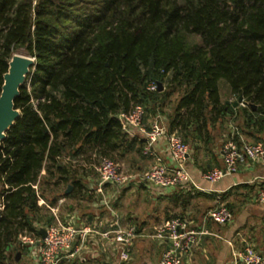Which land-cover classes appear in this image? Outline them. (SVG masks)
<instances>
[{
	"label": "trees",
	"instance_id": "16d2710c",
	"mask_svg": "<svg viewBox=\"0 0 264 264\" xmlns=\"http://www.w3.org/2000/svg\"><path fill=\"white\" fill-rule=\"evenodd\" d=\"M19 53L34 66L0 142V264L53 222L46 204L87 198L92 161L142 156L120 113L141 107L147 126L170 105L167 132L191 156L231 123L264 138V0H0V93Z\"/></svg>",
	"mask_w": 264,
	"mask_h": 264
},
{
	"label": "crops",
	"instance_id": "0c3cea01",
	"mask_svg": "<svg viewBox=\"0 0 264 264\" xmlns=\"http://www.w3.org/2000/svg\"><path fill=\"white\" fill-rule=\"evenodd\" d=\"M221 98L224 101L222 94ZM152 122L149 121L145 126L146 130ZM161 124L167 131L166 122ZM137 136L144 140L143 134ZM225 140L217 135L209 144V149L200 148L185 162L191 184L159 189L134 178L126 187L107 188L112 207L123 228H135L136 236L128 262L119 261L120 246H111L105 239L91 234L82 252L83 258L63 264H157L164 245L155 235L158 228L170 218L185 221L188 230L198 233L200 239L184 255L183 264H233V254L246 245L254 247L258 252L264 251V202L259 201L257 196L259 190L264 189V160H248L239 166L236 173L214 183L203 179L207 170L223 166L222 148ZM244 140L264 143L263 136L255 141L247 137ZM153 150L162 156L164 162L171 163L165 139L156 142ZM122 159H133L137 163L138 171L135 175L138 176L142 173V166L147 169L152 161L144 153V147L142 156L130 152ZM89 184L86 181L87 198L62 197L54 208L62 222L72 218L77 227L108 230L112 215L92 199ZM68 202L71 204L66 206ZM222 204L232 212L229 222L218 225L205 217L206 211ZM62 214L65 216L62 217ZM15 260L18 261V257Z\"/></svg>",
	"mask_w": 264,
	"mask_h": 264
},
{
	"label": "built area",
	"instance_id": "2783aa9c",
	"mask_svg": "<svg viewBox=\"0 0 264 264\" xmlns=\"http://www.w3.org/2000/svg\"><path fill=\"white\" fill-rule=\"evenodd\" d=\"M158 88L155 83L149 84V90ZM244 101L239 105L244 107ZM143 109L135 107L129 113H120L118 118L123 130L129 136L143 134L145 144L144 153L151 157V164L141 174L128 175L121 171L117 162L109 158H100L96 166L97 179L90 185L95 195L97 205L104 207L112 215V222L108 230H98L90 226L77 227L70 219L62 222L58 219L56 208L46 207L52 212L55 223L40 227L45 230V237L21 234L18 242L26 251L32 253L31 264H63L81 259L87 238L93 234L105 239L111 246H120L118 258L121 263L128 262L132 252L133 239L136 236L134 227L123 228L120 218L116 214L110 201L107 188H123L134 178L140 182L159 189L178 188L191 184L190 175L185 162L191 156L189 144L183 142L176 133H168L160 124L157 116L149 129L143 123ZM160 139H165L171 163L164 162L161 155L153 150V146ZM223 166L214 167L203 174V179L214 183L220 179L236 173L239 166L248 160H264V143H251L244 140L234 123L229 125V133L222 148ZM193 186L199 189L192 182ZM258 199L264 202V189L259 190ZM38 205H45L42 199ZM2 206L0 205V210ZM205 217L218 225H224L232 218L231 210L225 205H217L205 213ZM202 234V233H201ZM164 245V250L157 264H183V257L187 251L199 243L198 233L188 230L187 223L180 218H170L160 226L155 235ZM233 264H264V251L258 252L250 245L233 254Z\"/></svg>",
	"mask_w": 264,
	"mask_h": 264
},
{
	"label": "water",
	"instance_id": "95a60500",
	"mask_svg": "<svg viewBox=\"0 0 264 264\" xmlns=\"http://www.w3.org/2000/svg\"><path fill=\"white\" fill-rule=\"evenodd\" d=\"M33 66V58L26 56H22V58L16 57V54L12 57L9 63L8 72L4 76V83L0 93V142L4 139L5 133L19 115V111L14 108V100L18 96L19 89L23 85L30 68ZM158 89H161L160 84H158ZM242 101L243 98L239 96L236 101L233 102V106L237 107ZM250 107L256 109L255 105L251 104ZM70 191L71 186H68L66 194ZM39 233L42 238L46 235L43 228L39 230ZM18 256L19 255L16 257Z\"/></svg>",
	"mask_w": 264,
	"mask_h": 264
},
{
	"label": "rangeland",
	"instance_id": "374dc122",
	"mask_svg": "<svg viewBox=\"0 0 264 264\" xmlns=\"http://www.w3.org/2000/svg\"><path fill=\"white\" fill-rule=\"evenodd\" d=\"M17 56H26V57H29V56H27V55H25V54H22V53H19V54H16V57ZM221 93H222V97H223V99L225 100V99H228V100H232L233 102L234 101H236V99L234 100V99H232L228 94H227V89H225V87H222L221 88ZM172 100H174V97L172 98ZM171 104V103H170ZM170 105H168V106H166L165 108H164V110L163 111H161V113H160V116H161V122L162 123H164V122H166V116H167V113L169 112V109H170ZM242 107V106H241ZM161 122H160V124H161ZM239 121H237V123H238ZM239 124V123H238ZM221 128V130L220 131H217V130H213V137L214 138H216V136L217 135H221L223 132H224V127L222 128V127H220ZM248 139L250 138V137H247ZM98 160L99 159H97L96 161H92V163L91 164H89V166L87 167V170H86V172H87V178L88 179H86V181L88 182V183H90L89 184V186H88V188L90 189V185L91 184H93L94 183V181L97 179V172H96V166H97V164H98ZM115 162H117L118 164H119V166H120V169H121V171L123 172V173H125V174H128V175H135V173L138 171V169H137V163L136 162H134V160L133 159H128V160H123L122 158H120L119 160H116ZM139 166H141V164H139ZM146 170V168H145V166L143 167L142 166V169L140 170V173L142 172H144ZM131 184H129V186H130ZM68 188V187H67ZM67 188L64 190V189H62L61 191H65V193H66V191H67ZM93 193V192H92ZM92 196V199L95 201V195H94V193H93V195H91ZM72 202V201H71ZM71 202H68V204L66 205V206H69L70 204H71ZM48 205V204H47ZM51 208H54V206H50ZM66 209V208H65ZM50 213L52 214V212L50 211ZM56 214H57V212H56ZM53 215V214H52ZM58 216H59V219L61 220V221H63L61 218H60V215H59V213L57 214ZM62 217L63 216H65L64 214H62L61 215ZM46 221H47V219H45V220H43L42 222H41V224L43 225L44 223H46ZM54 221V220H53ZM53 223V222H52ZM51 223V224H52ZM17 247H19L18 245H17ZM21 247V246H20ZM19 247V249L17 250V251H15V252H13L12 253V256H13V258L16 256V255H19L18 256V261H16L15 259L13 260V262H9V264H31V259H32V253H30V252H28V251H26V249H24V247H22L24 250H22V248H20ZM21 249V250H20ZM89 263V262H88ZM87 263V264H88ZM82 264H85V263H82ZM90 264V263H89Z\"/></svg>",
	"mask_w": 264,
	"mask_h": 264
},
{
	"label": "bare ground",
	"instance_id": "6f19581e",
	"mask_svg": "<svg viewBox=\"0 0 264 264\" xmlns=\"http://www.w3.org/2000/svg\"><path fill=\"white\" fill-rule=\"evenodd\" d=\"M17 57H21V56H17ZM22 58V57H21ZM24 58V57H23ZM25 59H28V58H25ZM28 60H30V59H28Z\"/></svg>",
	"mask_w": 264,
	"mask_h": 264
}]
</instances>
